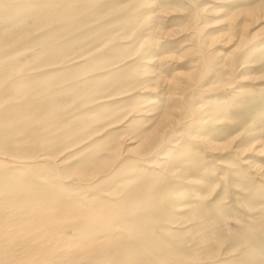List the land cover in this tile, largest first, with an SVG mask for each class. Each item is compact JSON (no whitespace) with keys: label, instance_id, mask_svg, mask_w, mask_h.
Instances as JSON below:
<instances>
[{"label":"rangeland","instance_id":"rangeland-1","mask_svg":"<svg viewBox=\"0 0 264 264\" xmlns=\"http://www.w3.org/2000/svg\"><path fill=\"white\" fill-rule=\"evenodd\" d=\"M0 264H264V0H0Z\"/></svg>","mask_w":264,"mask_h":264}]
</instances>
